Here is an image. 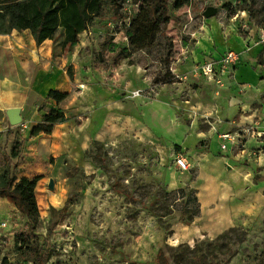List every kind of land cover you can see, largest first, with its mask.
Here are the masks:
<instances>
[{"label": "rangeland", "instance_id": "rangeland-1", "mask_svg": "<svg viewBox=\"0 0 264 264\" xmlns=\"http://www.w3.org/2000/svg\"><path fill=\"white\" fill-rule=\"evenodd\" d=\"M167 1L161 35L117 68L113 59L127 47L124 31L138 7L133 0L118 14L105 7L70 51H62L61 34L52 42L51 67L63 69L72 86L67 100L45 103L26 128L11 126L6 152L22 142L12 174L40 178L39 223L31 231L25 216L1 201L0 264H264L263 133H238L233 125L230 153L213 142L209 156L184 155L167 142L175 133L161 138L153 129L148 103L134 101L160 90L195 100L201 112L218 110L213 91L179 67L247 43L264 74V21L240 11L241 0H188L179 9ZM113 44L118 49L110 53ZM168 74L174 82L161 84ZM33 129L39 134L30 146ZM248 137L254 140L241 152ZM27 149L35 152L23 162ZM177 158L188 171L178 170ZM22 233L45 259L35 263L16 252L14 237Z\"/></svg>", "mask_w": 264, "mask_h": 264}, {"label": "crops", "instance_id": "crops-1", "mask_svg": "<svg viewBox=\"0 0 264 264\" xmlns=\"http://www.w3.org/2000/svg\"><path fill=\"white\" fill-rule=\"evenodd\" d=\"M52 45L50 40L37 45L28 31L13 30L9 34H0V147L6 145L9 136L7 131H11L6 115L9 109H19L21 123L28 125L29 117L42 113L39 111L41 105L51 103V100L46 99L50 90L67 93L71 90L72 83L65 71L51 67ZM230 51L238 54L239 58L228 74L221 76L222 87L202 77L191 76V70L194 65L202 64L208 59L219 61L227 51L219 56L205 55L195 63L190 62V56L185 58L190 62L189 65L181 61L183 66L179 67L187 68L186 73L191 83L201 87L206 86L208 92L213 91L218 110L215 108L213 111L201 112L199 108H203V105L195 100H175L167 94L164 95L160 90L156 91L154 98L143 96L134 99L140 104L143 101L148 103L144 107L150 110L148 116L152 127L161 138L163 135L168 137L167 133L176 134L174 138L170 136L171 139L168 138L167 142L179 153L209 156L213 142L220 149L222 141L218 134L232 132L230 128L233 125L238 133L250 130L254 133H263L261 137L264 136V74L255 69L256 56L247 43L235 45ZM177 70L173 72L175 76L179 75ZM178 79L184 78L178 77ZM237 87L242 89V96L235 95ZM234 120L237 122L234 123ZM33 139L35 137H31L29 141L30 146ZM250 140L254 139L248 137L241 152H247ZM233 146L228 144L225 151L228 150L230 153ZM28 149L23 155L25 156L23 162L32 160L30 157L35 151ZM24 165L25 163L22 164ZM1 201L9 202L6 199L0 200V218L4 214L2 209L4 204Z\"/></svg>", "mask_w": 264, "mask_h": 264}, {"label": "trees", "instance_id": "trees-1", "mask_svg": "<svg viewBox=\"0 0 264 264\" xmlns=\"http://www.w3.org/2000/svg\"><path fill=\"white\" fill-rule=\"evenodd\" d=\"M128 0H0V34L28 31L37 45L45 40L56 41L61 34V49L70 51L79 42V36L92 26L94 20L102 15L109 6L118 14ZM138 3L135 15L128 22L124 31L127 47L121 48L115 55L112 65L120 66L123 61H129L138 51L148 50L161 35V25L168 21L170 3L167 0H133ZM188 0H175L174 9L188 4ZM240 11H246L253 22L261 25L264 21V0H241ZM125 19V18H124ZM108 51L114 53L118 49L114 44ZM132 63H129L131 66ZM71 78V75H68ZM174 77L168 74L160 81L161 84H171ZM68 93L50 90L46 99L61 103L67 100ZM43 105L39 111H42ZM63 122V121H62ZM11 131H7V135ZM39 134L33 129L30 136ZM22 142L14 140L10 151L0 147V198L9 201L17 211L23 214L31 231L39 223V210L36 202V186L39 177L17 179L11 172L12 161L21 155ZM185 194L184 190H178ZM193 193V191H190ZM195 201L196 198H195ZM196 217V215H195ZM14 248L23 258L30 257L33 262L44 258L45 253L39 247L32 246L24 233L14 237Z\"/></svg>", "mask_w": 264, "mask_h": 264}, {"label": "built area", "instance_id": "built-area-1", "mask_svg": "<svg viewBox=\"0 0 264 264\" xmlns=\"http://www.w3.org/2000/svg\"><path fill=\"white\" fill-rule=\"evenodd\" d=\"M238 58V54L229 51L225 53L219 61L208 59L204 63L194 66L191 70V76L196 78L202 77L208 82L215 83L218 86L221 84V87L223 86L221 76L228 74L231 67L237 62ZM20 126L26 128V123H21ZM219 137L222 140V144L220 145L221 150L227 149L228 144L234 145L236 143V136L232 133H223L220 134ZM175 165L181 172L188 171L187 162H185L182 158H177Z\"/></svg>", "mask_w": 264, "mask_h": 264}, {"label": "water", "instance_id": "water-1", "mask_svg": "<svg viewBox=\"0 0 264 264\" xmlns=\"http://www.w3.org/2000/svg\"><path fill=\"white\" fill-rule=\"evenodd\" d=\"M212 11L210 8H208L207 10V16H210L212 15ZM20 110L19 109H9L7 112H6V115H7V118H8V122L10 124V126H16V125H19L21 124V117H20ZM49 188H52V182L50 181L49 183Z\"/></svg>", "mask_w": 264, "mask_h": 264}]
</instances>
